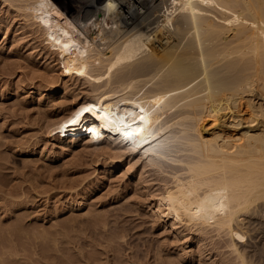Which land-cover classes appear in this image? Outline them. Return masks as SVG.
<instances>
[{
	"label": "bare ground",
	"instance_id": "6f19581e",
	"mask_svg": "<svg viewBox=\"0 0 264 264\" xmlns=\"http://www.w3.org/2000/svg\"><path fill=\"white\" fill-rule=\"evenodd\" d=\"M72 2L70 13L55 0H0V64L19 61L0 66L12 83L0 119L30 125L25 109L51 114L62 95L73 106L44 135L122 164L132 181L109 190L103 212L38 213L30 176L13 166L23 142L4 128L0 264H258L246 246L264 213V0Z\"/></svg>",
	"mask_w": 264,
	"mask_h": 264
},
{
	"label": "rangeland",
	"instance_id": "374dc122",
	"mask_svg": "<svg viewBox=\"0 0 264 264\" xmlns=\"http://www.w3.org/2000/svg\"><path fill=\"white\" fill-rule=\"evenodd\" d=\"M55 2L57 3V5L63 11L68 10V12L71 11L70 13L74 12L73 6L71 5V4H73L72 0H55ZM153 2H154L153 4L157 5L156 8H158V9H161V7L163 6L161 3H159L160 0H153ZM0 13H2V12H0ZM152 19L153 18L149 19L146 22V24L148 22L152 21ZM145 20H147V19H145ZM146 24H144L143 26H145ZM17 25L18 24H16L15 26H17ZM27 54H28V51L24 52V55H27ZM12 58L13 57H11L9 59L8 58L4 59L1 62L0 66H3L4 64H11L13 66V63L16 64V63L19 62L15 58H13V59ZM39 70L43 71V67L39 68ZM143 70L144 69H142V71ZM55 71L57 72L58 70H55ZM6 80L7 79H2L0 81V91L1 90L2 91L6 90L9 87V85L12 86V83H10L8 80L7 81ZM37 84H38V82H37ZM261 91L264 92V90H262V88H261ZM85 95H87V94L81 92L78 95L79 98L76 99V100H73V101H78V102L83 101V99H85ZM62 97L63 96L61 95L59 97H56V99L54 100V103H56L57 107H52V105L50 103V106L53 109V111L51 112L52 115L50 113L48 114L49 116L47 114L40 116V114H38V112H37L38 109H36L37 106H33V107H29V108L25 109V112H27V114H28L29 120L33 122V123L32 122L29 123L31 126L28 125V124H24L25 126L23 127V123H20V122H18V123H16V122L10 123V119L11 118H9V117L6 118V119H0V138L6 136L8 134V131L7 130L4 131V128L7 127V129L10 130V131H12L15 128L14 129V134L15 135L10 137V138L11 139L13 138V140H20V141L23 142L22 143V145H23L22 148L21 147H17L19 149H16V147H15V148L11 149V151H14V153H16L15 151H18V150L19 151H21V150L24 151V153L20 152V153L17 154V156H16L17 160H15V162H13V163H15V165H13V163H12V165L14 166V168L18 167L20 170L21 169H25L27 171L26 175L28 174L27 176H30L29 180L24 181V185L23 186L26 189H27V187H30L29 190L31 189L30 192H31V194L33 196H31L30 193H28L27 194L28 196L26 197V200L28 201L27 203H30L33 200L36 202V205H37L36 209L41 211V212L38 211V213H42L45 210H49V209L50 210L55 209L56 212L57 211L60 212V210L63 209V210H61V212H63L65 210H67V208L75 210L78 207H81V208H80V210H77V213L80 212L82 215L85 214L86 212H88V210L90 208H92V209L95 208L97 210L99 208L98 211L103 212V211L106 210L107 207H105V206H101L100 207V205H99L100 202L99 201H101V200L102 201H107V199L110 196L109 192L111 190L123 191L124 190V185L129 183V181L131 182L132 179L127 177L128 175H124V168L122 167V164H120L121 168L118 166L119 164L116 165V170H115V168H111L110 165H106L105 166V162H108L110 160V158H107L106 156H103L101 154H97V155L93 154V151H91V148H85V145H79V143L75 144V145H71V146H70V144H68V145L67 144H61V143H59V140L57 138L56 139H51V138H48V137H46L44 135V134H46V126H47V124L51 123V122L57 120L58 118H60L61 116L65 115L67 112L70 111L71 107L73 106L71 101L68 100V99L66 100V102L64 104H62V105L59 104L60 100H62L61 99ZM87 97H88V95L86 96V98ZM14 102H15V99L14 100H10V97H7V98L4 99L3 105L13 104ZM1 103H2V101L0 100V104ZM33 109L34 110L36 109L35 112H34ZM30 118H32V119H30ZM18 124H21L22 127L20 125H18ZM27 125H28V128H27ZM20 127H21V129H18ZM33 127L35 129H33ZM40 132H41V134H40ZM45 138L47 140H45ZM49 140H51V141H49ZM27 141H28V143H27ZM37 141H39V142H37ZM98 148L99 147H97V150H98ZM13 149H15V150H13ZM31 151H33V152H31ZM99 155H101V156H99ZM95 156L97 157V160H96ZM18 157L22 158V159H19ZM27 157H28V159H27ZM80 157H81L82 160L80 159ZM92 157H94V158H92ZM22 161H23V163H22ZM95 161H97L96 164H95ZM16 162L17 163L19 162V163L17 164ZM25 162H29V163H26L27 165L30 164L28 166V168L27 167L24 168V167L21 166V165L25 164ZM20 163H21V165H20ZM48 163H49V165H48ZM50 164L53 165V166H51ZM63 167H65V168H63ZM105 167H107V168H105ZM46 168H48V169H46ZM56 169H57V172H56ZM44 171H45V173H44ZM34 174L37 175L38 177L35 176ZM57 174H59V175H57ZM32 176L35 177V178H33ZM45 177H47V178H45ZM31 178H33V179H31ZM50 179L52 180V182H51ZM43 180H46V181L43 182ZM17 181H19V180H17ZM41 182H43V183H41ZM28 185H30V186H28ZM38 185H40L42 188L40 186H38ZM49 187L50 188L52 187V188L50 189ZM53 188L54 189L57 188V189L54 190ZM35 193H36V195H34ZM37 194H38L39 197L37 196ZM41 196L43 198H41ZM103 196L105 197V199H104ZM46 197H47V199H46ZM36 198H37V200H36ZM47 200L49 202H47ZM58 200H60V201H58ZM73 203L76 204V205H74ZM87 203H88V205H87ZM93 203H96V204L93 205V207H92L91 204H93ZM59 204H61V205H59ZM70 204L72 206H70ZM259 204L264 206V199H262V201L260 200ZM44 205L47 206V208ZM59 206H61V207H59ZM260 208H259V210H260ZM72 212H75V211H72ZM252 219L254 221L253 224L257 228V230L253 232V234H254L253 238L254 239L253 238L251 239L252 242H247L248 245L246 244L247 245L246 247H247V249H250V248L254 249L253 258L256 260L255 261L256 263L264 264V213L260 212V214L256 215ZM146 224L150 225V224H152V222L150 221V222H147ZM137 228H140V227L138 226V227H135L133 229L136 230ZM162 231H163L162 229H158L157 232H159V235H158V233H156L153 236L160 237L161 235L164 234V232H162ZM141 236H149L150 237L151 235L148 234L147 232H141ZM126 238H128V235L126 236ZM190 248L191 247L187 248V250H189Z\"/></svg>",
	"mask_w": 264,
	"mask_h": 264
},
{
	"label": "snow or ice",
	"instance_id": "6c2138e0",
	"mask_svg": "<svg viewBox=\"0 0 264 264\" xmlns=\"http://www.w3.org/2000/svg\"><path fill=\"white\" fill-rule=\"evenodd\" d=\"M73 123H75V121H73Z\"/></svg>",
	"mask_w": 264,
	"mask_h": 264
}]
</instances>
